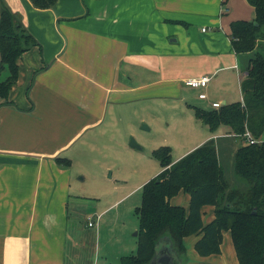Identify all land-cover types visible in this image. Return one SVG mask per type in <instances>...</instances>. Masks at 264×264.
Returning <instances> with one entry per match:
<instances>
[{
	"label": "crops",
	"instance_id": "1",
	"mask_svg": "<svg viewBox=\"0 0 264 264\" xmlns=\"http://www.w3.org/2000/svg\"><path fill=\"white\" fill-rule=\"evenodd\" d=\"M4 1L36 43L17 58L8 101L0 97V264H104L82 246L91 239L93 247L96 233L99 242V219L69 214L71 152L101 128L120 124L131 94L160 85L162 76L185 87V78L210 77L205 87H190L200 100L187 101L190 108L241 101L246 54L234 52L229 24L253 19L254 8L247 0H57L49 8ZM227 131L206 127L183 153L212 137L219 161L220 146L231 145L233 155L237 140ZM57 157L70 164H58ZM170 201L187 207L189 195L179 191ZM213 208L202 207L203 225ZM200 235L183 237L181 264H241L228 230L222 231L220 251L208 255L194 249Z\"/></svg>",
	"mask_w": 264,
	"mask_h": 264
},
{
	"label": "trees",
	"instance_id": "2",
	"mask_svg": "<svg viewBox=\"0 0 264 264\" xmlns=\"http://www.w3.org/2000/svg\"><path fill=\"white\" fill-rule=\"evenodd\" d=\"M36 8H49L57 0H29ZM253 19L230 21V41L236 54H246L240 77L242 100L204 108L191 105L194 117L209 131L222 125L237 140L233 169L240 185L227 180L219 161L214 138L194 147L179 159H170L167 145L154 151L161 170L142 186L137 248L123 255L119 264H147L161 238H169L178 255L183 237L201 232L194 243L200 255L218 253L222 231L228 230L239 263L264 264V0H247ZM20 17L0 0V97L8 101L18 76L17 58L35 44ZM249 133L253 142L246 139ZM68 166V158L57 157ZM179 191L189 195L188 206L171 203ZM212 205L213 218L203 225L202 207ZM207 264V263H194Z\"/></svg>",
	"mask_w": 264,
	"mask_h": 264
},
{
	"label": "rangeland",
	"instance_id": "3",
	"mask_svg": "<svg viewBox=\"0 0 264 264\" xmlns=\"http://www.w3.org/2000/svg\"><path fill=\"white\" fill-rule=\"evenodd\" d=\"M5 75L6 71L1 72L0 79ZM171 77L162 76L160 85H148L132 93L119 113V127L101 128L91 140L71 152L69 214L74 218L91 214L99 219V242L96 233L93 247L91 239L85 245L82 243L85 252L93 250L92 255L99 263L119 264L118 255L133 253L137 248L136 208L141 204L142 186L162 168L154 151L167 145L171 149L170 159L175 161L206 131V127L196 123L186 103L200 101L196 98L197 91L177 80L174 83L175 78ZM214 82L212 77L211 86L219 92L220 87L214 86ZM132 139L140 148L131 146ZM230 146L227 149L220 146V163L230 184L240 185L233 169ZM123 240L132 247L121 249Z\"/></svg>",
	"mask_w": 264,
	"mask_h": 264
},
{
	"label": "water",
	"instance_id": "4",
	"mask_svg": "<svg viewBox=\"0 0 264 264\" xmlns=\"http://www.w3.org/2000/svg\"><path fill=\"white\" fill-rule=\"evenodd\" d=\"M145 127H147L145 125ZM131 146L140 148L139 144H136L132 139L130 142ZM137 234V231L135 232ZM165 241V244H163ZM181 260L177 256L175 250L172 248V242L169 238H161L155 245V252L147 264H181Z\"/></svg>",
	"mask_w": 264,
	"mask_h": 264
},
{
	"label": "built area",
	"instance_id": "5",
	"mask_svg": "<svg viewBox=\"0 0 264 264\" xmlns=\"http://www.w3.org/2000/svg\"><path fill=\"white\" fill-rule=\"evenodd\" d=\"M208 75H202L198 77H188L183 80L184 84L190 87H205L208 80H209ZM199 97L205 98L206 94L204 92H201L198 94ZM221 103L219 101H213L211 103L212 107H218ZM246 139L249 140V142H253V139L250 138V135L248 132H246ZM89 225H91V222H89Z\"/></svg>",
	"mask_w": 264,
	"mask_h": 264
}]
</instances>
